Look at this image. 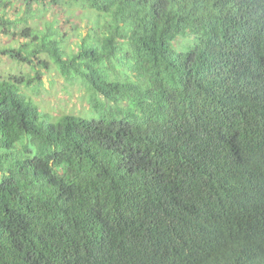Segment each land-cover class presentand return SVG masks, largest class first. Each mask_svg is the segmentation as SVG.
Segmentation results:
<instances>
[{
  "label": "trees",
  "instance_id": "trees-1",
  "mask_svg": "<svg viewBox=\"0 0 264 264\" xmlns=\"http://www.w3.org/2000/svg\"><path fill=\"white\" fill-rule=\"evenodd\" d=\"M70 1L75 50L0 49L89 101L52 118L0 77V264H264V0Z\"/></svg>",
  "mask_w": 264,
  "mask_h": 264
},
{
  "label": "rangeland",
  "instance_id": "rangeland-1",
  "mask_svg": "<svg viewBox=\"0 0 264 264\" xmlns=\"http://www.w3.org/2000/svg\"><path fill=\"white\" fill-rule=\"evenodd\" d=\"M11 1L13 2L9 4L7 18L15 22L12 27L0 28V49L18 48L23 43L32 42V37L36 35L41 41L47 34L45 30L50 33L55 31L57 33L58 30L57 35H60L61 44L65 50L72 51L95 26V14L70 0H62L58 3L51 0ZM24 18L28 20L24 21ZM28 26L35 28L31 38L29 35L27 37L21 35V31ZM35 45L31 47L34 48ZM40 56L48 63V67L37 68L41 73L40 79L36 78L38 70L32 69L27 62L17 61L9 55L1 56L0 77L7 78L18 74L26 78L35 77L32 84L27 86L21 83L20 87L27 98L38 106L40 113L48 114L52 118H58L63 114H87L89 101L85 85L78 81H68L57 69L48 53H41Z\"/></svg>",
  "mask_w": 264,
  "mask_h": 264
}]
</instances>
